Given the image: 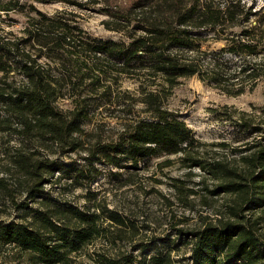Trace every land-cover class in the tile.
Wrapping results in <instances>:
<instances>
[{
  "label": "trees",
  "instance_id": "trees-1",
  "mask_svg": "<svg viewBox=\"0 0 264 264\" xmlns=\"http://www.w3.org/2000/svg\"><path fill=\"white\" fill-rule=\"evenodd\" d=\"M242 6L240 0H129L117 5L108 1L102 10L112 19L110 29L128 28L126 40H113L84 37L62 14L49 16L19 0H0V12L27 17L22 36L0 33V137L15 141L0 152L5 153L0 196L18 212L17 220H0V247L16 250L0 254V264H74L78 253L98 238L116 245L124 239L121 232L132 226L126 218L104 206L85 209L56 200L45 185L64 178L82 186L96 177L95 163L115 167L128 163L135 168L141 158L158 154H180L186 167H197L216 179L212 188H206L209 194L226 197L214 221L184 234L181 243L189 245V253L183 264H264V117L254 124L236 120L235 125L250 136L244 147L233 148L237 157H206L185 122L162 106V90L144 89L145 115L126 121L115 140L82 139L91 98L85 96L84 85L96 92L108 72L159 78L167 87L194 75L218 83L221 64L213 58L211 66L203 68L198 56L203 32L225 40L221 53L244 61L261 57L252 74L264 76V12L254 24L222 37L227 26L254 15L243 13ZM41 57L46 62H40ZM248 70L243 62L237 72ZM64 97L70 99L69 108L58 104ZM41 145L57 146L60 156L84 152V162L48 157L40 152ZM156 247L133 243L131 249L141 254L117 251L89 257L94 264L180 261L171 256V248Z\"/></svg>",
  "mask_w": 264,
  "mask_h": 264
},
{
  "label": "rangeland",
  "instance_id": "rangeland-1",
  "mask_svg": "<svg viewBox=\"0 0 264 264\" xmlns=\"http://www.w3.org/2000/svg\"><path fill=\"white\" fill-rule=\"evenodd\" d=\"M19 1L25 6H35L49 16L62 14L65 18L70 17V22L76 24L88 39H127L128 28L124 26L120 31L110 29L109 26H113L112 19L102 8L108 5V1L117 5L129 0ZM240 1L243 13L245 10L255 13L249 14L248 20L242 19L237 25L227 26L223 38L226 34H235L241 28L254 24L256 18L264 12V0ZM0 13V33L22 36L21 30L27 17L18 12ZM202 35V51L198 56L201 57L203 68H209L213 58L221 64L218 69L222 77L218 83L208 79L202 81L194 75L180 78L178 84L167 87L159 78L108 72L101 82L102 87L96 92L92 91L91 86L83 87L85 96L91 97L87 107L88 120L83 126L84 142L115 140L126 121L145 115V105L141 101L143 90H162V106L185 122L195 138L202 143L201 148L206 157L216 156L226 160L237 157L238 153L233 148L244 147L243 142L248 140L247 137L250 139V136L235 125L238 122L236 120L245 118L254 124L261 122L264 117V76L254 77L252 74L261 57H249L244 61L232 53H221L220 47L224 44V39L215 37L212 32H203ZM39 61L46 62V59L41 57ZM243 62L249 65L245 74L237 72ZM102 90H105L104 94ZM58 104L62 108L71 106L69 97L59 99ZM4 140L5 138L0 137V152L5 146L15 144L14 138L8 143ZM222 142L226 144L224 147L219 145ZM38 148L48 157L74 164L84 162V152L81 151L60 156L57 146L41 145ZM179 156L180 154H158L143 157L135 168L129 167L128 163L117 167L95 163L93 166L98 173L89 184L73 186L63 178L51 186L45 185L56 200L71 202L85 209L96 205L104 206L116 210L132 224L121 232L124 239L114 246L103 237L86 245L75 257L74 264H94L89 256L97 253L114 254L122 251L141 254L138 249H131L133 243L140 242L152 246L156 244V248L162 250L171 248V256L180 260L176 264L185 262L183 258L189 253V245L181 243L185 241L184 234L201 227L205 222L214 221L218 212L223 210L226 197L222 193L209 194L206 188H212L216 179L207 176L197 167H186ZM4 158L5 153H0V168L5 162ZM17 199H22V196ZM13 206L11 201L0 196V220L18 219V212ZM103 226H107V221L103 222ZM177 229L183 234L178 233ZM15 253V249L0 247V254Z\"/></svg>",
  "mask_w": 264,
  "mask_h": 264
}]
</instances>
